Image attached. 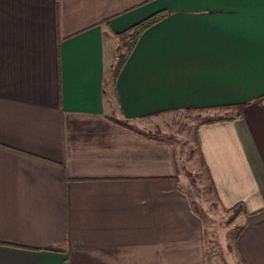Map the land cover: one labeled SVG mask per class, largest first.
I'll use <instances>...</instances> for the list:
<instances>
[{"label": "crops", "instance_id": "crops-1", "mask_svg": "<svg viewBox=\"0 0 264 264\" xmlns=\"http://www.w3.org/2000/svg\"><path fill=\"white\" fill-rule=\"evenodd\" d=\"M159 11L113 79L116 34ZM182 109L230 112L199 154L245 208L229 264H264V0H0V264H207L175 149L142 129Z\"/></svg>", "mask_w": 264, "mask_h": 264}, {"label": "rangeland", "instance_id": "rangeland-1", "mask_svg": "<svg viewBox=\"0 0 264 264\" xmlns=\"http://www.w3.org/2000/svg\"><path fill=\"white\" fill-rule=\"evenodd\" d=\"M113 66L124 52V40L115 41ZM224 109L174 110L143 120L144 132L169 141L179 164V186L199 215L205 236L207 264H229L235 260L234 242L240 228L239 209L223 210L217 203L199 155L195 128L203 120L229 115ZM232 255V256H231ZM237 262V261H236Z\"/></svg>", "mask_w": 264, "mask_h": 264}, {"label": "trees", "instance_id": "trees-1", "mask_svg": "<svg viewBox=\"0 0 264 264\" xmlns=\"http://www.w3.org/2000/svg\"><path fill=\"white\" fill-rule=\"evenodd\" d=\"M165 16H166V12L165 11L156 12V13L146 17L145 19L141 20L140 22L134 24L129 29H127V30H125V31H123L121 33H117L116 34V36L119 39L124 40V45L126 46V49H125L124 52L120 53L118 55V57H117V62H116V65H115V67L113 69V72H112V78L113 79L117 76L119 70L121 69V67L125 63L129 53L133 49L135 43L137 42V40H138L139 36L142 34V32L144 30H146L148 27H150V26L154 25L155 23L159 22ZM185 110H190V109H185ZM223 119H231V117H228V116H222L221 117V116H219V117H216V118L203 120L196 126L194 135H195V140H196V144H197L198 149L200 147V142H199V139H198L197 127L199 125H201V124H204V123H210V122H213V121H218V120H223ZM123 124L126 125L125 123H123ZM199 155H200V158H201V161H202V156H201V154H199ZM211 186H212V183H211ZM212 189L214 191L213 186H212ZM232 209H239L241 212L245 213V208L243 207L242 204H237V205L227 209V211L232 210Z\"/></svg>", "mask_w": 264, "mask_h": 264}]
</instances>
